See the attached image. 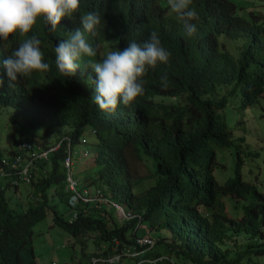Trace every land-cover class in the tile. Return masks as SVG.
Returning <instances> with one entry per match:
<instances>
[{"label":"clouds","instance_id":"1","mask_svg":"<svg viewBox=\"0 0 264 264\" xmlns=\"http://www.w3.org/2000/svg\"><path fill=\"white\" fill-rule=\"evenodd\" d=\"M263 2L0 0V264H264Z\"/></svg>","mask_w":264,"mask_h":264},{"label":"trees","instance_id":"2","mask_svg":"<svg viewBox=\"0 0 264 264\" xmlns=\"http://www.w3.org/2000/svg\"><path fill=\"white\" fill-rule=\"evenodd\" d=\"M197 31L193 36L187 35V41L186 43L181 46L172 56L174 61H177V65L179 66H185L186 70H188L191 78L194 76V72L197 70V66L199 65V58L197 57V48L200 47L204 49L205 51H208V46H210L211 41L207 37L204 27L201 24L196 25ZM257 52H262V46L259 45L257 47ZM255 84L254 81H251L248 83L250 87H252ZM257 86H259L257 84ZM216 119L213 118L210 126L207 123H201L199 132L200 133H206L213 129L218 128V125L216 124ZM222 129H225L224 125H222ZM12 208L10 205H7L3 202L0 203V234L3 232H6L7 229L12 230L15 227V223L11 218L8 217L7 212ZM13 209V208H12ZM11 214V213H10ZM9 236H2L0 238V255L4 250L6 249V245L9 241ZM241 250H244V247H241Z\"/></svg>","mask_w":264,"mask_h":264},{"label":"rangeland","instance_id":"3","mask_svg":"<svg viewBox=\"0 0 264 264\" xmlns=\"http://www.w3.org/2000/svg\"><path fill=\"white\" fill-rule=\"evenodd\" d=\"M264 7V2L262 3ZM244 118L246 119V126L247 129L250 131L249 138L252 139L255 137V134L258 132H261L264 134V122L262 121H257L253 112L250 111H244L243 113ZM5 118L6 115L3 114L2 117L0 118V137H1V132L3 127L5 126Z\"/></svg>","mask_w":264,"mask_h":264}]
</instances>
